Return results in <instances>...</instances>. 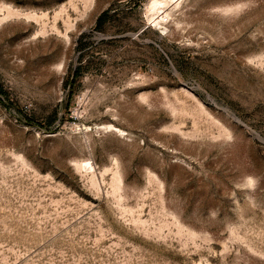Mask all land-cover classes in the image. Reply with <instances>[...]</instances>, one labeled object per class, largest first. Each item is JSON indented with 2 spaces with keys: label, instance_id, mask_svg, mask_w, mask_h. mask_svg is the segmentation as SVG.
<instances>
[{
  "label": "rangeland",
  "instance_id": "374dc122",
  "mask_svg": "<svg viewBox=\"0 0 264 264\" xmlns=\"http://www.w3.org/2000/svg\"><path fill=\"white\" fill-rule=\"evenodd\" d=\"M150 1L0 0V264H264V0Z\"/></svg>",
  "mask_w": 264,
  "mask_h": 264
},
{
  "label": "bare ground",
  "instance_id": "6f19581e",
  "mask_svg": "<svg viewBox=\"0 0 264 264\" xmlns=\"http://www.w3.org/2000/svg\"><path fill=\"white\" fill-rule=\"evenodd\" d=\"M151 2V1H150ZM166 1H162V0H152V2L150 3V12H152L153 13V15L154 14H157L158 12H160L161 11V14L160 15H158V17L156 18V20H155V26H158V27H161V25L164 23V21L165 20H167V18H168V16L171 14V13H169V12H167L166 10H163V7L166 5V3H165ZM151 13V14H152ZM13 13H11V12H9L8 13V16L10 17V15H12ZM153 15H151V16H153ZM29 17V16H28ZM6 18H7V16H6ZM5 18V19H6ZM31 18V17H30ZM36 18V17H35ZM1 19V18H0ZM4 20V19H3ZM168 21V20H167ZM167 23V22H166ZM165 23V24H166ZM164 30V29H163ZM110 127H113V126H110ZM87 167L85 166V165H83L84 167L82 168V169H84V168H88L89 167V170H90V168H91V165L89 164V163H87ZM80 167V166H79ZM82 167V166H81ZM81 169V168H80ZM85 169V170H86ZM87 171V170H86ZM117 176V175H116Z\"/></svg>",
  "mask_w": 264,
  "mask_h": 264
}]
</instances>
